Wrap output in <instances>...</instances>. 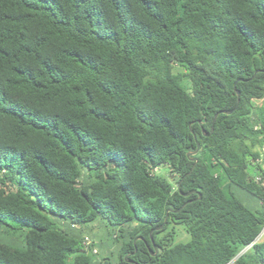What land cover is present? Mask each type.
Wrapping results in <instances>:
<instances>
[{
  "label": "trees",
  "instance_id": "1",
  "mask_svg": "<svg viewBox=\"0 0 264 264\" xmlns=\"http://www.w3.org/2000/svg\"><path fill=\"white\" fill-rule=\"evenodd\" d=\"M257 100L264 0H0V264H264Z\"/></svg>",
  "mask_w": 264,
  "mask_h": 264
},
{
  "label": "rangeland",
  "instance_id": "2",
  "mask_svg": "<svg viewBox=\"0 0 264 264\" xmlns=\"http://www.w3.org/2000/svg\"><path fill=\"white\" fill-rule=\"evenodd\" d=\"M256 102H257V104H260V103H263L264 100H257ZM158 172L166 175V170H164V169H159ZM172 226L175 229L174 242H185L189 239L188 233H186V231L184 230V227L181 224H172ZM90 227L92 229L91 230L92 232L98 230L97 224H92ZM86 234L90 235V233H86Z\"/></svg>",
  "mask_w": 264,
  "mask_h": 264
},
{
  "label": "water",
  "instance_id": "3",
  "mask_svg": "<svg viewBox=\"0 0 264 264\" xmlns=\"http://www.w3.org/2000/svg\"><path fill=\"white\" fill-rule=\"evenodd\" d=\"M236 94H237V99L239 100V91L237 90L236 91ZM231 111H228V110H219L216 114H215V116H214V118H213V121L215 120V118L219 115V113H230ZM212 129H213V126H211V129H210V131H212ZM198 148H199V145L197 144V148H196V150L195 151H190V152H187V156H191V155H193L197 150H198ZM190 159H193L192 157H190ZM167 213H168V211L166 212V214H165V218H164V221L166 220V218H167ZM163 225V224H162ZM245 249V248H244ZM244 249H242L238 254H237V256L240 254V253H242L243 251H244ZM155 251H156V248H155ZM236 256V257H237Z\"/></svg>",
  "mask_w": 264,
  "mask_h": 264
},
{
  "label": "built area",
  "instance_id": "4",
  "mask_svg": "<svg viewBox=\"0 0 264 264\" xmlns=\"http://www.w3.org/2000/svg\"><path fill=\"white\" fill-rule=\"evenodd\" d=\"M263 156H264V145H263ZM262 238H264V225H263V227H262V229H261V231H260V233H259V235H258V237H257V239H262ZM91 243V239L88 237V236H85L84 238H83V246L85 247V248H88V245ZM93 252H96V249L94 248L93 249Z\"/></svg>",
  "mask_w": 264,
  "mask_h": 264
}]
</instances>
